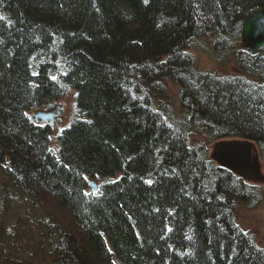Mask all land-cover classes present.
Returning a JSON list of instances; mask_svg holds the SVG:
<instances>
[{
	"label": "trees",
	"instance_id": "1",
	"mask_svg": "<svg viewBox=\"0 0 264 264\" xmlns=\"http://www.w3.org/2000/svg\"><path fill=\"white\" fill-rule=\"evenodd\" d=\"M262 3L0 0V168L8 191L45 217L21 235L33 242L30 256L41 255L24 263L7 251L0 212V264H264L230 219L237 200L248 206L259 189L184 143L185 125H203L264 149V49L252 56L234 45L241 18ZM201 32L217 34L212 50L232 59L234 77L193 73L181 52ZM163 75L179 87L184 124L168 126L149 107ZM67 91L85 120L72 113L53 155L51 127H33L21 111ZM114 171L118 181L85 192L86 179Z\"/></svg>",
	"mask_w": 264,
	"mask_h": 264
},
{
	"label": "bare ground",
	"instance_id": "2",
	"mask_svg": "<svg viewBox=\"0 0 264 264\" xmlns=\"http://www.w3.org/2000/svg\"><path fill=\"white\" fill-rule=\"evenodd\" d=\"M262 11H264V3H262V5L258 9L251 11L246 17L244 16L243 18H241L240 20L241 23L239 25L240 32L238 33V36H237V39L239 40L234 42L236 50H240V51L244 50L243 39H241L242 30L244 29L243 23L246 24L249 21V19L253 17V15L262 13ZM216 38H218L216 33L204 34V32H201L199 34H196L194 37L187 39L186 47L185 49L182 50L181 53H184V54L187 53L191 57L193 73H201L204 75L209 74L214 79L219 80V81L228 80L234 77L235 74L233 72H228L224 70L223 68H227V67L231 68L232 64L230 66V62H232V59L225 58L224 60H218V56H216L212 50V44H213L212 39L215 42ZM263 49L264 47L261 50ZM199 50H202L203 52H205L207 58L209 56L213 60L214 63L218 64L219 69H215V71L205 69L203 71V69H200L199 67H197L195 54ZM259 51L257 53H259ZM223 63H225V65ZM54 77L55 79L58 78V73H56ZM157 84L158 85L151 92H149L146 97V100L149 104L150 109L152 111L157 112L160 118L163 119V121H165L168 126H173L172 124L174 123L184 124L183 122L188 120L189 114L186 115V112L184 111L181 105V101L178 98V95L174 97L173 89L175 85H177V83L174 84V81L172 80L171 76L163 75L162 77L159 78V80L157 81ZM65 96L66 95L61 96V97L59 96L57 98L53 97L51 100L40 102L39 104H29V106L22 109L21 114L23 117L26 118L27 122L31 124L33 127H40V128L45 127V126L51 127L52 124L55 123L56 117L58 115H61L64 110L62 103L64 101L63 99ZM171 99L173 100V104L171 108H167V107L162 108L166 104V102ZM73 103H74V100H73ZM74 104L72 106L73 107L72 110L70 111L71 114L73 113ZM73 114H74L73 118H76V120L78 121L85 120L84 116L79 117L76 112H74ZM70 118H69L68 123L64 127H67V126L69 127L72 124L73 118L72 119ZM64 127L55 135H52V134L47 135L46 149L50 150L53 153V155H55V153H58L59 155L58 145L60 141H59L58 136L60 137L59 133L64 129ZM185 127L186 128L184 130L185 132L184 143L186 144V147L188 149L191 148L192 150L197 151L199 154H202V158L205 164L208 165L211 169H215L216 166H218L219 168L223 170L224 169L227 170L225 166H222V163L227 165L228 162H230L231 164H233L232 161L235 159L243 163L242 148H245V145H249L250 153L248 154H249V158H251L250 163L253 164L254 166L257 165V169H256L257 178L255 179L252 178V176L248 173V171L245 173L244 175L245 177H239L238 175L233 174L229 170L227 171H229L233 175H236L238 178H240L242 185L245 186L246 188L248 186H251V187H254V188L256 187L259 189V187L257 186L259 183L257 184L256 182L257 181L264 182V164L263 162H260L259 160L256 161L254 156H252L251 151L254 150L255 152H258V153H261L262 151V154H264V149L260 150L258 144H256L255 142H252L251 140H248V139H243L241 136H237V135H234V137L223 135L221 138H218L216 134H213V133L210 134L209 131H207L206 127H204L203 125H199L198 127H192L189 125L187 126L185 125ZM51 133H52V127H51ZM234 143H237L238 146L240 147H238L236 150H234L231 153L228 152L227 148L229 149L230 144H234ZM7 162H9L8 159H7ZM6 168L10 169V162L6 166ZM3 169H5V166H2L0 168V173L2 174L4 171ZM95 174L100 175L101 173L95 172ZM101 175L103 178V181L101 182L95 181L93 179H89L88 181L86 179V182H87L85 184L86 193H90V194L97 193V191L100 190V187H102V185L106 183L112 184L113 182L118 181L122 174L121 172L114 171L111 174H101ZM148 182L150 183L151 180H149ZM255 183L257 185H255ZM255 197H258V196L256 195ZM238 203L241 204L243 202L240 200H237L235 207L234 208L232 207L230 219L233 221H234L235 208L237 207ZM44 218L45 217H43L42 219ZM38 223L39 221H36V224ZM17 237H16V240H17ZM19 239L21 240V236H19ZM16 240L15 238L14 239L12 238V240H8V241L16 242ZM112 258L114 259V255H112Z\"/></svg>",
	"mask_w": 264,
	"mask_h": 264
},
{
	"label": "rangeland",
	"instance_id": "3",
	"mask_svg": "<svg viewBox=\"0 0 264 264\" xmlns=\"http://www.w3.org/2000/svg\"><path fill=\"white\" fill-rule=\"evenodd\" d=\"M195 55L197 67L203 69V71L205 69H209L212 71H215V69H219V65L214 63L209 56L207 58L206 53L202 50L197 51ZM223 64L225 65V63ZM230 66L231 68L227 67L223 69L236 74L234 71V62H230ZM173 90L174 97L178 95L179 98V87L175 86ZM67 92L68 93L64 97V101L62 103L64 110L62 109V114L56 117L55 123H53L51 126L52 135L57 134L68 123L69 118L72 115L70 111L72 110V106L74 104V94L70 91ZM251 152L256 161L259 160L264 164V154H262V151L261 153L255 152L254 150H252ZM256 183L259 184L257 185ZM256 183L255 185L259 187L258 199L253 204H248V206L244 203H238L237 207L235 208L234 220L242 231H245L252 236V239L256 243L257 247L264 251V182L257 181ZM0 197L3 198V200L0 199V212H3V216L1 215V227L3 226L4 230L6 231V236H8L7 240H12V238H15L16 240L17 236H21L30 231L29 225H32L34 221L37 220L40 222L42 220L43 212L41 208L36 203H31L28 197L9 192L8 185L5 181V176L1 173ZM34 210L36 212H33ZM32 227L33 226H31V228ZM36 230L37 229L34 228L32 231L35 232ZM26 237L23 239L24 242L18 237L16 242H6V244L9 245L7 251L12 254L14 253L13 256L20 259L24 263L27 260H32V258L34 261H36L40 259L41 256L38 254L30 256L28 250L34 252L33 248L31 247V244H33V242L29 243L26 241L29 244V248H27V245L24 244L26 243ZM21 243L24 245L21 246Z\"/></svg>",
	"mask_w": 264,
	"mask_h": 264
},
{
	"label": "water",
	"instance_id": "4",
	"mask_svg": "<svg viewBox=\"0 0 264 264\" xmlns=\"http://www.w3.org/2000/svg\"><path fill=\"white\" fill-rule=\"evenodd\" d=\"M243 30H242V37L243 44H244V50L253 56V54L257 53L259 50H261L264 47V11L262 13H258L253 15L249 19V21L245 24L243 23ZM238 147L237 143L230 144V148L228 152H233ZM242 148V147H241ZM250 147L249 145H245V148H242L243 152V163L239 160L235 159L233 160V164L228 162V164H223L222 166H225L227 170L232 172L233 174L238 175L239 177H245V173L248 171V173L252 176V178L256 177V169L257 165L254 166L250 163L251 158H249V152ZM235 164V165H234ZM250 178V176H249Z\"/></svg>",
	"mask_w": 264,
	"mask_h": 264
},
{
	"label": "snow or ice",
	"instance_id": "5",
	"mask_svg": "<svg viewBox=\"0 0 264 264\" xmlns=\"http://www.w3.org/2000/svg\"><path fill=\"white\" fill-rule=\"evenodd\" d=\"M145 2H147V0H145Z\"/></svg>",
	"mask_w": 264,
	"mask_h": 264
}]
</instances>
